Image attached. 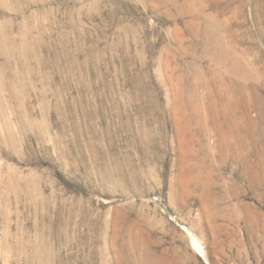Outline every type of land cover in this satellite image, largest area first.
<instances>
[{"label": "rangeland", "instance_id": "1", "mask_svg": "<svg viewBox=\"0 0 264 264\" xmlns=\"http://www.w3.org/2000/svg\"><path fill=\"white\" fill-rule=\"evenodd\" d=\"M0 264H264V0H0Z\"/></svg>", "mask_w": 264, "mask_h": 264}, {"label": "bare ground", "instance_id": "2", "mask_svg": "<svg viewBox=\"0 0 264 264\" xmlns=\"http://www.w3.org/2000/svg\"><path fill=\"white\" fill-rule=\"evenodd\" d=\"M195 244H196V242H195Z\"/></svg>", "mask_w": 264, "mask_h": 264}]
</instances>
